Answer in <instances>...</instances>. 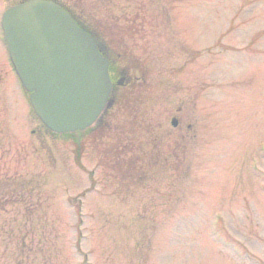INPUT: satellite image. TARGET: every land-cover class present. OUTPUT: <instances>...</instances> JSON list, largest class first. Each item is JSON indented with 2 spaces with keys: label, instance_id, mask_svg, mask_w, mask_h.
Instances as JSON below:
<instances>
[{
  "label": "rangeland",
  "instance_id": "rangeland-1",
  "mask_svg": "<svg viewBox=\"0 0 264 264\" xmlns=\"http://www.w3.org/2000/svg\"><path fill=\"white\" fill-rule=\"evenodd\" d=\"M76 4L133 82L58 139L4 71L0 264H264V0Z\"/></svg>",
  "mask_w": 264,
  "mask_h": 264
},
{
  "label": "water",
  "instance_id": "water-1",
  "mask_svg": "<svg viewBox=\"0 0 264 264\" xmlns=\"http://www.w3.org/2000/svg\"><path fill=\"white\" fill-rule=\"evenodd\" d=\"M2 28L15 73L42 124L61 135L91 128L109 108L112 92L109 64L95 40L44 0L9 9Z\"/></svg>",
  "mask_w": 264,
  "mask_h": 264
},
{
  "label": "flooded vegetation",
  "instance_id": "flooded-vegetation-1",
  "mask_svg": "<svg viewBox=\"0 0 264 264\" xmlns=\"http://www.w3.org/2000/svg\"><path fill=\"white\" fill-rule=\"evenodd\" d=\"M29 1H32V0H0L1 22H2V17L6 13V11H8L9 9L16 7L18 5L25 4ZM45 1L54 2L58 6L62 7L66 12H68L74 18L75 22L78 25H80L81 27H83L85 29V31H87L93 37V39L97 43L98 50L100 51L102 56L108 61V64H109V77H110V80L112 83V92H111V96H110V107L91 128H89L88 130H86L84 132H81L82 134H87V133H90L91 131H93L96 127H100V125L104 123L105 118L107 117L111 108L113 107V104L116 100L117 93H122V91L125 92V90H127V88L133 82V78L131 76L132 70L130 68H124L120 63L121 58H123L124 56L127 57L129 55V51L127 50V47H128L127 43H128L131 36L128 37L127 35H123L121 43H122V46H124L123 47L124 49H122L121 51H118V50H116V48H113L110 45L111 42H110L109 38L105 36V34L107 32H113V31L120 32V31L116 30V28H114L112 26H107V25L95 26V24L94 25L88 24L82 18V14H80L83 12H81L79 10V6H78V4H76L78 0H45ZM67 1H68V3H65ZM69 1H70V3H69ZM73 2L75 4H73ZM1 22H0V30L2 33L3 41H1L0 44L4 46L3 48H4L5 52L8 53L7 44H6L5 39H4V33L2 30ZM121 32H124V31H121ZM4 71L6 72L5 74L6 75L8 74V76H10L11 79L15 78L16 74H15L13 64H12L10 57H9V53H8V56H5V57L1 56L0 57V81H2L4 78ZM8 76L6 78H8ZM5 89L6 88H4L3 86L1 87L0 95L4 96V90ZM21 89L23 90L22 86H21ZM22 93L24 94L25 97L28 98V94H26L24 91H22ZM10 121H12V117L10 118ZM174 122H175V125L173 124ZM0 125H2L4 127L3 119L0 120ZM171 125L174 129L177 130L180 128L181 123L178 120V118L175 117L172 119ZM42 127L46 130V128L44 126H42ZM191 127H192L191 125H188L187 130H191ZM81 133H76V134H81ZM4 134H5V137H7L6 131H4ZM68 135H70V134H68ZM54 136L58 137V139L60 137H63V135H54ZM6 140H7L6 143H10L8 138ZM3 141H4V137L1 135L0 136V142H3ZM8 151H9V149L7 150V152Z\"/></svg>",
  "mask_w": 264,
  "mask_h": 264
},
{
  "label": "trees",
  "instance_id": "trees-1",
  "mask_svg": "<svg viewBox=\"0 0 264 264\" xmlns=\"http://www.w3.org/2000/svg\"><path fill=\"white\" fill-rule=\"evenodd\" d=\"M74 19V18H73ZM79 27L81 28V29H83V30H85L83 27H81L80 25H79ZM74 135H76V134H70V135H64L63 137H60V138H66V137H73ZM55 137V136H54Z\"/></svg>",
  "mask_w": 264,
  "mask_h": 264
}]
</instances>
